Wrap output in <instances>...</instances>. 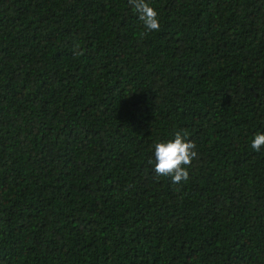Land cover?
Listing matches in <instances>:
<instances>
[{
  "label": "trees",
  "instance_id": "obj_1",
  "mask_svg": "<svg viewBox=\"0 0 264 264\" xmlns=\"http://www.w3.org/2000/svg\"><path fill=\"white\" fill-rule=\"evenodd\" d=\"M148 2L0 0V264H264V0Z\"/></svg>",
  "mask_w": 264,
  "mask_h": 264
},
{
  "label": "clouds",
  "instance_id": "obj_2",
  "mask_svg": "<svg viewBox=\"0 0 264 264\" xmlns=\"http://www.w3.org/2000/svg\"><path fill=\"white\" fill-rule=\"evenodd\" d=\"M129 4L142 21L145 34L159 31L161 27L159 13L148 0H129ZM262 146H264V133H256L250 147L260 151ZM154 156L157 177H170L172 183L179 184L188 180L189 168L193 160L198 159V152L195 141L188 139L186 132L177 131L174 139L155 144Z\"/></svg>",
  "mask_w": 264,
  "mask_h": 264
}]
</instances>
